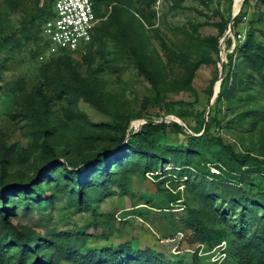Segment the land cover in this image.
Masks as SVG:
<instances>
[{
  "label": "trees",
  "instance_id": "trees-1",
  "mask_svg": "<svg viewBox=\"0 0 264 264\" xmlns=\"http://www.w3.org/2000/svg\"><path fill=\"white\" fill-rule=\"evenodd\" d=\"M40 1L36 0L37 4ZM93 1L101 22L82 56H89L104 39H111L115 44L114 57L131 59L141 75L149 80L160 102L164 66L149 47L142 17L157 0ZM260 1L264 4V0ZM250 2L246 0V5ZM103 5L111 7L107 17ZM246 13L243 10L235 18L236 31L240 30L237 27ZM54 14L52 4L48 2L32 17V21L44 18L41 40L47 51L49 46L43 35V24ZM231 19L232 14L218 24L219 36ZM257 21H263V17L252 20L246 40L237 47L235 54H229V62L224 64L225 75L218 101L226 102L232 115L231 122L252 121L255 125L257 117L264 120V103L254 100L256 81L264 89V27L256 25ZM17 32L6 33L3 40L0 39V49L8 45L7 40ZM16 40L20 42L21 38L16 37ZM211 42L219 52V37L211 38ZM50 54L54 56L53 63L63 61L74 74L71 80L60 83L54 90H62L78 100L84 99L104 111L98 71L91 70L85 76L79 74L72 64L75 53L70 50ZM168 57L184 69L180 80L183 86L191 84L203 63L217 61L212 59V54L206 56L201 52L191 56L188 52L169 50ZM52 82L45 78L42 84L51 85ZM36 90L50 89L40 85ZM240 94L244 97L239 100ZM42 96L37 106L23 112L31 124V135L38 139L42 149L40 164L31 170L33 176L19 182H7L5 178L14 159L13 148H5L0 155V264H180L162 253L137 250L128 244L90 247L88 235L80 231L52 229L43 235L19 219L21 208L23 214L33 209L42 210L41 219H49L63 201L68 209L96 216L101 201L127 193L134 176L146 178V173L159 179L161 191H168L167 200L153 203L162 210H172L185 199L180 190L174 192L161 187V183L184 178H187L183 181L186 184L192 183L203 204L189 206L188 214L182 218L183 224L192 230L191 241L205 245L209 250L227 243L224 250L229 256L213 264H264V191L246 187L252 183V175L263 169L264 161L248 152H239L223 136L215 134L213 129L221 122L219 114L209 115L208 122L194 132L205 130L201 135H195L177 122L154 123L141 112H108L113 117L111 123L93 122L81 112L63 147L52 141L68 126L57 124L51 99L44 93ZM142 117L148 122L139 131L131 130V122ZM171 132L178 136L177 142L169 137ZM86 150L93 152L86 153ZM72 155L75 159L69 158ZM167 163H173L175 167L160 175L162 165ZM213 167L219 172L212 171ZM216 200L220 202L216 203ZM193 264L204 263L196 254Z\"/></svg>",
  "mask_w": 264,
  "mask_h": 264
},
{
  "label": "rangeland",
  "instance_id": "rangeland-1",
  "mask_svg": "<svg viewBox=\"0 0 264 264\" xmlns=\"http://www.w3.org/2000/svg\"><path fill=\"white\" fill-rule=\"evenodd\" d=\"M242 1L157 0L150 10L144 11L142 17L149 47L157 53L164 66L165 77L160 86V102L157 101L149 80L141 75L131 59L114 57L115 44L111 39H104L101 44H97L87 57L75 54L72 64L79 74L85 76L91 70H97L99 73L103 88V111L84 99L78 100L62 90H54L60 83L71 80L74 74L63 61L53 63L54 56L42 46L41 26L44 18L32 21V17L39 7L48 2L54 8L56 0H41L39 4L36 0H0V39L3 40L6 33L13 34L18 31L13 38L7 40L8 45H3L0 49V155L9 146L14 151V159L5 180L12 183L31 178L32 168L42 160L40 142L31 135V124L23 115L25 109L41 102L42 93L51 99L52 114L57 124L68 126L66 131L58 132V136L52 141L54 144L61 143L59 145L63 147L70 138L81 112H85L91 121L98 123H111L113 117L109 114L112 112H141L158 122L169 123L174 119L178 120L186 124L189 129L184 130L192 134L202 133L205 129L200 133L194 131L208 122L209 115L213 117L217 113L221 122L214 127L215 134L223 136L239 152H248L264 161V120L257 117L255 125L252 121L231 122L232 115L226 102L218 101L225 75L224 71V75H220L221 70H224V65L219 64L220 56L225 57V54L230 52V46L222 50L221 55L220 48L217 52L213 47L211 38L219 37L220 40L224 34L219 36L218 24L224 17L228 18L234 9H239L238 15L245 10L246 17L237 27L240 28L237 31L243 34L240 45L247 38L252 20L263 17V21H257L255 24L264 27V4L260 0H251L246 5L245 0L241 6ZM102 8L107 12V17L111 7L103 5ZM231 21L232 19L227 22L226 28ZM16 37L21 38L20 42ZM169 50L188 52L191 56L196 52L206 56L212 54V59L217 61L203 63L197 69L191 84L183 86L180 80L184 69L178 63L170 61ZM45 78L53 81L51 85L42 84ZM40 85L50 90H36ZM254 93V100L264 103V89L259 81H256ZM243 97L244 94H240L237 98L240 100ZM146 121L143 117L133 120L130 129L138 131ZM168 135L174 142L179 140L172 132ZM69 158L75 159V155ZM61 160L66 161L65 157H61ZM162 167L160 175L175 166L173 163H167ZM212 171L219 172L215 167ZM186 179H176L175 182L168 180L160 184L161 187L174 192H182L185 202L179 203L172 210L153 206V203L167 200L168 191H161L159 179L151 173H146V178L134 176L127 193L101 201L96 216L90 212L68 209L63 201L52 211L49 219H41L42 210L33 209L28 214H23L22 208L19 219L43 235L50 233L49 230L52 229L60 232H84L88 235L90 247L128 244L137 250L162 253L180 264H193L196 254L204 264H213L229 256L224 250L227 243L225 242L223 247L209 250L207 246L191 241L192 230L183 224L182 218L188 214L189 206H202L203 199L199 197L192 183L183 182ZM246 187L254 191H264V167L252 175V183ZM218 202L220 200H216V203Z\"/></svg>",
  "mask_w": 264,
  "mask_h": 264
},
{
  "label": "built area",
  "instance_id": "built-area-1",
  "mask_svg": "<svg viewBox=\"0 0 264 264\" xmlns=\"http://www.w3.org/2000/svg\"><path fill=\"white\" fill-rule=\"evenodd\" d=\"M54 12L55 14L43 24V35L48 41L49 51L55 54L70 50L82 56L101 22V18L96 14L94 1L56 0ZM238 12L239 9H234L232 15L235 16ZM234 22L235 19L230 22L219 40L220 55L230 46V52L226 53L225 57L219 55L220 66L229 62V54L235 53L243 41V34L235 30Z\"/></svg>",
  "mask_w": 264,
  "mask_h": 264
},
{
  "label": "water",
  "instance_id": "water-1",
  "mask_svg": "<svg viewBox=\"0 0 264 264\" xmlns=\"http://www.w3.org/2000/svg\"><path fill=\"white\" fill-rule=\"evenodd\" d=\"M244 3H245V0L242 1V5H241V6H243ZM237 15H238V14H236L235 16H233L232 20H234V19L237 17ZM223 71H224V70H221V72H220V75H221V76L224 75ZM220 82H221V81H220ZM219 87H220V83H219ZM172 121L181 124V125L184 127V129H186V130L189 129L188 126H187L186 124L181 123V122L178 121V120H175V119H174V120H172ZM147 122H148V121L144 122V123L142 124V126H143L145 123H147ZM152 122H154V123H160V122H158V121H152ZM142 126L140 127V129L142 128ZM140 129H139V130H140ZM139 130H138V131H139ZM201 134H202V133H200V134H195V135H201Z\"/></svg>",
  "mask_w": 264,
  "mask_h": 264
}]
</instances>
